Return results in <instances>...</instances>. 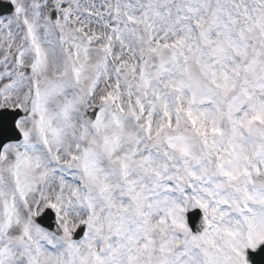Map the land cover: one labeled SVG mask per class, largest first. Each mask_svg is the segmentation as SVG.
I'll use <instances>...</instances> for the list:
<instances>
[{
  "label": "snow or ice",
  "instance_id": "1",
  "mask_svg": "<svg viewBox=\"0 0 264 264\" xmlns=\"http://www.w3.org/2000/svg\"><path fill=\"white\" fill-rule=\"evenodd\" d=\"M0 264H264V0H0Z\"/></svg>",
  "mask_w": 264,
  "mask_h": 264
}]
</instances>
